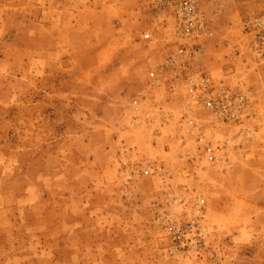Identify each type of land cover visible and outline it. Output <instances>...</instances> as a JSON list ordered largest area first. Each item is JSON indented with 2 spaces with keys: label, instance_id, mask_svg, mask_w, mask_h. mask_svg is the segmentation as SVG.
<instances>
[{
  "label": "rangeland",
  "instance_id": "374dc122",
  "mask_svg": "<svg viewBox=\"0 0 264 264\" xmlns=\"http://www.w3.org/2000/svg\"><path fill=\"white\" fill-rule=\"evenodd\" d=\"M197 2L213 30L203 70L261 98L231 54L245 6ZM153 24L147 0H0V264H264V104L223 170L180 156L174 131L153 142L131 116L153 98L180 103L147 87V68L173 45ZM118 146L165 174L122 184ZM193 192L205 200L203 245L170 251L155 218L165 196Z\"/></svg>",
  "mask_w": 264,
  "mask_h": 264
},
{
  "label": "built area",
  "instance_id": "2783aa9c",
  "mask_svg": "<svg viewBox=\"0 0 264 264\" xmlns=\"http://www.w3.org/2000/svg\"><path fill=\"white\" fill-rule=\"evenodd\" d=\"M236 1L245 6V15L239 18L241 46L233 48L231 54L243 55L256 77L261 98L254 97L244 83L231 85L203 70V41L212 37L213 30L197 0H147L153 25L166 28L173 45L162 52L158 64L147 68L146 84L161 100L176 96L180 103L169 109L153 98L141 115L130 119V124L144 125L153 142L163 129L174 131L175 139L185 148L180 156L219 170L228 166L230 154L242 141L254 136L264 104V0ZM141 37L152 42L148 29ZM117 151V174L122 184L136 177L165 174L149 157L135 158L123 146ZM163 206L155 220L163 226L169 250L198 253L205 237L203 195H168ZM205 253L211 254L208 250ZM185 264L195 263L187 260Z\"/></svg>",
  "mask_w": 264,
  "mask_h": 264
}]
</instances>
